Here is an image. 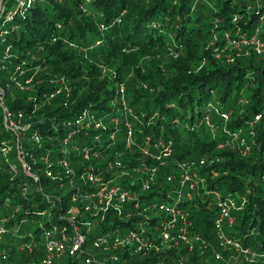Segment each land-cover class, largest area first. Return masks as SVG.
Returning <instances> with one entry per match:
<instances>
[{"label": "trees", "instance_id": "trees-1", "mask_svg": "<svg viewBox=\"0 0 264 264\" xmlns=\"http://www.w3.org/2000/svg\"><path fill=\"white\" fill-rule=\"evenodd\" d=\"M262 11L257 0H36L15 16L13 27L6 26V41L0 43V87L4 106L24 128L17 140L5 127L0 106V148L4 142L10 146L6 155L0 151V264H37L44 254V229L65 222L71 206L83 209L82 202L71 198L86 185L77 189L72 177H46L41 160L60 158L62 139L72 129L67 123L83 110L108 126L91 133V140L76 138L80 147L91 146L99 153L102 161L92 160L98 167L116 156L150 163L141 149L159 152L152 143L172 141L156 187L142 194L147 202L165 199L176 187L166 176L177 173L179 162L214 156L220 161L210 167L215 175L209 167L201 170L204 187L178 201L191 220L190 236H200L192 249L180 241L176 248L157 253H117L120 257L113 261L92 244L109 224L108 215L86 233L81 256L66 248L54 264H86L88 257L102 264H264V53L244 49L226 61L212 52L225 44L227 32L231 38L237 30L251 36L258 27L263 38L264 23L259 26L258 21ZM235 15L239 17L233 21ZM29 78L33 89L19 90L17 83L24 85ZM56 89L60 91L47 104L43 94ZM219 111L229 112L228 120ZM256 114L260 117L254 121ZM125 121L133 125L129 149ZM238 131L251 143L246 155L230 141ZM18 148L32 153L29 160L35 158L37 181L23 172ZM215 189L223 197L238 193L247 198L243 209L233 213L226 233L249 246L252 255L226 250L215 257ZM30 222L33 228L24 231Z\"/></svg>", "mask_w": 264, "mask_h": 264}, {"label": "built area", "instance_id": "built-area-1", "mask_svg": "<svg viewBox=\"0 0 264 264\" xmlns=\"http://www.w3.org/2000/svg\"><path fill=\"white\" fill-rule=\"evenodd\" d=\"M35 1L13 0V2L8 3V0H0V18H2L0 19V43L6 41V34L8 33L6 26L10 23L9 27H13L12 22L15 16L24 14ZM257 1L258 6L263 9L262 14L258 16L260 26L264 23V0ZM238 17L235 15L233 21L237 20ZM224 39L230 45L232 54L234 52L237 56L241 55L246 48L252 49L257 54L264 53V37L260 38L258 27L254 28L251 36L237 30L234 38H231L230 33L227 32ZM233 58V55H229L227 60L232 61ZM16 70L19 73L22 72L20 67H17ZM30 84L31 78L26 79L24 85L19 82L17 86L19 90H27ZM59 91L60 89H56L47 94L44 93L45 102L48 104ZM3 92V88L0 87L3 121L5 127L18 140L24 127L20 126L19 121L14 119L13 113L4 106ZM119 93L123 98L122 87H120ZM68 95L69 90L67 89L66 96ZM208 108H212V105L209 104ZM229 114L226 111H219L220 117L225 121L228 120ZM259 117L260 114H256L254 121H257ZM117 121L118 118L112 117L111 122L117 123ZM209 125L211 129L214 128L211 123ZM67 126H71L72 129L62 139L61 143L64 148L61 149L60 158L53 161L48 157H43L41 160L46 164L44 170L46 177L54 180L62 176L72 177L75 182L74 187L77 189L86 185V188H83V193H74L71 198L72 201L79 200L82 202L83 209L79 206H71L66 215L63 216L66 219L65 222L52 224L44 229L42 233L44 254L37 264H54L66 248L69 249L71 255L81 256L83 254L82 245L86 241V233L95 224L101 225L108 215L111 217L109 224L93 237L92 244L99 253L111 254L109 258L113 261L119 259L120 256L117 253H157L163 249L176 248L180 241L192 249L193 240H199L200 236L197 234L190 236L191 220L187 212L179 206L178 201L183 199V196H191V193L197 191L199 187H204L205 178L201 170L210 168L214 163L219 162V156L201 157L197 161L179 162L177 173L166 176L167 181L175 180L176 190H174L175 188L168 190L163 200L147 202L142 194L156 187L158 172L162 166L166 165V160L171 154V140L152 143V146L159 149V152L151 153L147 147L141 149L144 155L151 160L150 163L140 159L134 163L135 161H132L134 156H116L111 161H103L105 165L98 167L92 163V160L101 162L99 153L93 150L91 146L80 147L77 145L76 138L78 136L79 139L82 137L91 140V133L105 131L108 126L103 118L83 110L72 121L68 122ZM124 128L125 148L129 149L134 139L133 125L131 122L125 121ZM231 134L230 141L233 147L242 155L248 154L251 150V143L240 131ZM93 137V139H98L97 135H93ZM109 140H114V133L109 134ZM219 146H223V144H219ZM9 150L10 146L4 142L0 148L1 153L6 155ZM68 153L71 156H68ZM31 157V152L18 148L17 158L23 172L28 178L37 181L38 177L32 170V164L36 161L35 158L32 161L28 159ZM53 164L57 165L59 169L55 171L52 167ZM73 164L79 165V167L74 168ZM209 172L212 175L216 174L213 168H210ZM26 187L27 182L24 181L22 188L25 189ZM213 195L218 202V212L212 227L215 238L214 244L218 249L215 252V257L219 258L220 252L226 250L252 255L253 252L249 246L243 245L239 240L228 236L226 233V228L232 226L234 222L233 213L243 209L247 198L238 193L227 194L223 197V194L216 189L213 190ZM160 212L162 213L161 218L156 217L159 216ZM43 213L50 214L48 210ZM79 216H81V223L88 228L85 232L81 231L80 223L77 222ZM1 231L2 225L0 223V233ZM85 262L86 264L93 262L102 264L94 257L86 258Z\"/></svg>", "mask_w": 264, "mask_h": 264}, {"label": "rangeland", "instance_id": "rangeland-1", "mask_svg": "<svg viewBox=\"0 0 264 264\" xmlns=\"http://www.w3.org/2000/svg\"><path fill=\"white\" fill-rule=\"evenodd\" d=\"M10 2H13V0H11ZM0 19H2V18H0ZM229 48V49H228ZM249 48H246V50H248ZM213 55L216 57V58H220V57H222L224 60H226L227 61V59H228V56L229 55H232V51L230 50V45L228 44V42L227 41H225V44L223 45V46H215L214 48H213ZM5 55L7 56V57H9L8 55V53L7 52H5ZM6 57V58H7ZM33 88L32 87H29L27 90H32ZM4 90V89H3ZM2 96H3V100H5V91L3 92V94H2ZM0 106H1V104H0ZM2 120H4L3 119V116H2ZM4 122V121H3ZM20 126L23 128L24 126L22 125V124H20ZM19 132V131H18ZM19 133H21V132H19ZM218 203V202H217ZM213 204H216V201H214L213 202ZM31 228H33V223L32 222H30V224L29 225H25L24 227H23V229H24V231H27V230H29V229H31Z\"/></svg>", "mask_w": 264, "mask_h": 264}]
</instances>
